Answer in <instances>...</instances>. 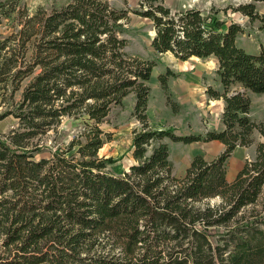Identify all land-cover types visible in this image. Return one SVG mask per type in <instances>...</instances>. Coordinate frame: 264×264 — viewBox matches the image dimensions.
<instances>
[{
	"label": "trees",
	"instance_id": "16d2710c",
	"mask_svg": "<svg viewBox=\"0 0 264 264\" xmlns=\"http://www.w3.org/2000/svg\"><path fill=\"white\" fill-rule=\"evenodd\" d=\"M23 2L0 0V121H14L0 132V264H264V212L248 210L264 189V119L249 117L248 96L264 94V46L247 52L237 44L244 26L220 15L232 9L264 27L255 3L172 10L166 0L126 9L68 0L30 11ZM129 13L151 22L157 55L217 60L223 91L207 92L225 103L222 130L179 135L151 124L156 64L127 52ZM129 93L140 126L134 163L116 175L117 160L100 155L111 140L101 126ZM66 118L80 126L70 140ZM255 132L254 157L229 182V158ZM169 141L225 149L211 160L196 155L178 178Z\"/></svg>",
	"mask_w": 264,
	"mask_h": 264
},
{
	"label": "rangeland",
	"instance_id": "374dc122",
	"mask_svg": "<svg viewBox=\"0 0 264 264\" xmlns=\"http://www.w3.org/2000/svg\"><path fill=\"white\" fill-rule=\"evenodd\" d=\"M68 0H24L23 4L34 11L38 7L47 10L58 8ZM111 5L118 9H126L134 5L132 0H109ZM255 3L256 12L264 17V0H166V5L172 10H183L197 7L209 9L236 7L240 4ZM229 21L240 23L246 29L238 36L237 44L247 52L256 54L264 46V27L261 20H250L240 13L228 9L227 14H220ZM124 37L128 41L127 52L140 55L145 59L154 60L155 67L148 82L151 88L146 114L151 124L156 127H171L179 135L205 134L210 131L223 129L222 115L225 103L223 100L211 98L207 89L212 87L220 92L223 86L216 74L217 60L192 58L180 61L171 53L157 55L152 47L155 31L150 21L133 13L124 23ZM167 77V89H164L160 77ZM26 82L23 83V87ZM22 89L16 94L15 100L20 98ZM251 100L249 117L256 123L264 119V94L248 93ZM134 93L125 95L122 104L112 108L111 113L102 124L105 133L111 135V140L101 149L100 155L111 157L117 161L109 167L116 175H122L134 163L130 153L132 132L140 126L135 116ZM4 109L0 99V111ZM79 121L64 119L60 129L64 130L66 140H70L80 126ZM14 121L12 118L0 121V132L7 133ZM255 143L249 147H238L231 155L227 164V179L233 182L248 159L256 153V146L262 141L258 132L254 135ZM170 159L173 162V174L181 178L191 164L193 158L200 154L206 160H211L225 149L220 142L183 144L169 141ZM212 201V203H214ZM249 211L264 212V189L258 202L248 208ZM250 213V212H249Z\"/></svg>",
	"mask_w": 264,
	"mask_h": 264
},
{
	"label": "crops",
	"instance_id": "0c3cea01",
	"mask_svg": "<svg viewBox=\"0 0 264 264\" xmlns=\"http://www.w3.org/2000/svg\"><path fill=\"white\" fill-rule=\"evenodd\" d=\"M172 9V8H171Z\"/></svg>",
	"mask_w": 264,
	"mask_h": 264
}]
</instances>
